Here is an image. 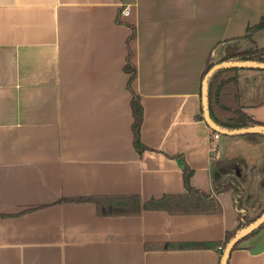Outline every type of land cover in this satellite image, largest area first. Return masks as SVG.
<instances>
[{"label":"crops","instance_id":"obj_1","mask_svg":"<svg viewBox=\"0 0 264 264\" xmlns=\"http://www.w3.org/2000/svg\"><path fill=\"white\" fill-rule=\"evenodd\" d=\"M262 18L264 0H0V264H222L237 211L215 183L236 177L250 215L263 209L264 136L219 133L211 149L202 71L215 42ZM253 39L264 46V24ZM238 83L243 110L264 121V70ZM185 164L220 210L143 208L186 192ZM112 195H138L141 209L78 200ZM262 239L264 227L227 264H264L250 250Z\"/></svg>","mask_w":264,"mask_h":264},{"label":"trees","instance_id":"obj_2","mask_svg":"<svg viewBox=\"0 0 264 264\" xmlns=\"http://www.w3.org/2000/svg\"><path fill=\"white\" fill-rule=\"evenodd\" d=\"M264 19L262 18L257 24L248 26L242 35L227 37L215 42L207 56L202 77L215 64L221 62H241L252 61L264 63V46H257L253 39V34L262 28ZM134 36L131 33L129 38ZM242 69H261L251 66H225L220 67L211 72L206 82V104L207 113L212 123L223 130L236 131L255 126L264 125V121L253 119L243 110L240 99L238 73ZM124 70L129 74L128 88L131 90V112H132V133L133 145L138 150L144 149L140 141V126L142 122V106L139 96L131 89V82L136 75L135 65L131 61V53L128 51ZM210 133H219L210 129ZM264 136V131L254 132ZM183 177L186 192L179 195H165L160 199H153L145 202L142 207L147 209H165L171 213L177 214H195L218 212L220 205L211 193H206L189 185V176L191 169L185 164L183 167ZM260 186L264 187V179L260 181ZM230 191L232 195L233 205L237 211V225L234 229L225 233L223 241L219 244L223 252L226 245L235 235L242 229L254 223L264 213V208L257 214L250 215L244 206L243 200L245 189L240 181L232 176H226L221 181L215 183L214 192ZM78 200H93L100 206L104 202L103 211L106 214H128L138 213L141 209V202L138 195H122V196H99V197H83ZM264 227V223L252 230L249 234L238 240L231 250L239 247L244 240L254 237ZM230 250V251H231ZM225 260L227 264V257Z\"/></svg>","mask_w":264,"mask_h":264},{"label":"water","instance_id":"obj_3","mask_svg":"<svg viewBox=\"0 0 264 264\" xmlns=\"http://www.w3.org/2000/svg\"><path fill=\"white\" fill-rule=\"evenodd\" d=\"M225 66H251V67H259V68H264V63H258V62H252V61H241V62H221L218 64H215L213 67L210 68V70L206 73V75L203 78V83H202V91H201V96H202V104H203V115H204V120L209 126L210 129H213L220 134L223 135H240V134H248V133H254V132H259V131H264V125L261 126H255V127H250L246 129H240L236 131H227L220 129L216 127L212 121L210 120L208 113H207V104H206V82L208 76L211 74V72L217 68L220 67H225ZM264 223V213L260 218H258L254 223L250 224L248 227L240 230L233 239L229 241V243L226 245L224 252H223V260L222 264H225L226 256L228 252L231 250L232 246L241 238H243L245 235L249 234L252 230L260 226L261 224ZM251 252L256 254L264 250V239L260 240L257 242L251 249Z\"/></svg>","mask_w":264,"mask_h":264},{"label":"built area","instance_id":"obj_4","mask_svg":"<svg viewBox=\"0 0 264 264\" xmlns=\"http://www.w3.org/2000/svg\"><path fill=\"white\" fill-rule=\"evenodd\" d=\"M129 12H130V9H129L128 7H123V9H121V11H120V14L123 15V16H126V15L129 14ZM218 137H219V133H212V134L210 135L211 149H212V150L214 149V145H213L212 142H213L215 139H217Z\"/></svg>","mask_w":264,"mask_h":264}]
</instances>
